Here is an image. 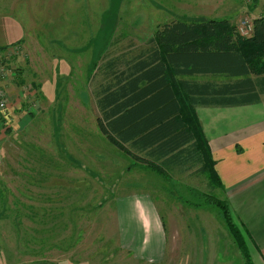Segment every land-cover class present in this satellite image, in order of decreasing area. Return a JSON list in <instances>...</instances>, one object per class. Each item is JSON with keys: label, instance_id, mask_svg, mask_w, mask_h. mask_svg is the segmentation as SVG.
I'll return each instance as SVG.
<instances>
[{"label": "rangeland", "instance_id": "374dc122", "mask_svg": "<svg viewBox=\"0 0 264 264\" xmlns=\"http://www.w3.org/2000/svg\"><path fill=\"white\" fill-rule=\"evenodd\" d=\"M250 2L0 0L17 23L0 30L1 90L18 71L0 109V264H246L208 203L223 191L197 167L160 175L120 153L96 126L94 93L104 58L173 20L227 19L242 36ZM157 229L162 258L148 237L133 248L132 234Z\"/></svg>", "mask_w": 264, "mask_h": 264}, {"label": "trees", "instance_id": "16d2710c", "mask_svg": "<svg viewBox=\"0 0 264 264\" xmlns=\"http://www.w3.org/2000/svg\"><path fill=\"white\" fill-rule=\"evenodd\" d=\"M248 36L227 19L171 21L142 47L104 58L94 93L100 133L137 164L160 175L186 164L198 168L210 186L220 182L195 107L256 104L264 94V15L250 21ZM132 45V44H130ZM2 49V48H1ZM0 49V51H1ZM212 76L223 81H197ZM202 137V134H201ZM203 146V147H202ZM235 244L252 264L246 241L227 201L214 196Z\"/></svg>", "mask_w": 264, "mask_h": 264}, {"label": "crops", "instance_id": "0c3cea01", "mask_svg": "<svg viewBox=\"0 0 264 264\" xmlns=\"http://www.w3.org/2000/svg\"><path fill=\"white\" fill-rule=\"evenodd\" d=\"M1 7L0 30L15 29L17 23L12 16L8 15L9 11L6 14ZM249 7L252 19L264 15V0H251ZM0 43H3L1 36ZM13 62L9 66L16 68L13 67ZM12 71L13 77L3 83L6 92L10 89L16 90L17 79L14 77L17 76L18 71L16 69ZM191 79L200 82L224 80L212 76L192 77ZM7 95L10 99L11 95L8 93ZM193 111L197 114L214 161L213 169L220 182L222 196L227 201L232 219L242 230L251 262L252 264H264V94L260 95L258 103L252 105L195 107ZM119 152L132 160L125 153ZM138 165L147 168L144 165ZM191 169L193 166L190 168L186 163L182 167H175L168 173L185 174ZM147 212L152 221L149 206H147ZM132 235L136 241H139L133 243V248L135 245L140 250L146 247L145 243L148 241L145 242V238L148 237L152 240V244L154 243L155 254L160 252L162 258L164 240L160 230L150 232L149 236L142 235L141 238ZM143 255H145L144 251L140 256Z\"/></svg>", "mask_w": 264, "mask_h": 264}, {"label": "built area", "instance_id": "2783aa9c", "mask_svg": "<svg viewBox=\"0 0 264 264\" xmlns=\"http://www.w3.org/2000/svg\"><path fill=\"white\" fill-rule=\"evenodd\" d=\"M240 28L241 27H239V34H240ZM241 31H243L242 29H241ZM250 31H251V27H250V23H248V24H246V26H245V32L244 33H242L243 35L242 36H248V34L250 33ZM5 76L4 75H0V82H2L3 80V78H4ZM5 91H4V89L3 90H1L0 89V109H5V104H6V99H5V97L3 96V93H4Z\"/></svg>", "mask_w": 264, "mask_h": 264}]
</instances>
